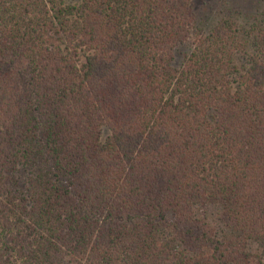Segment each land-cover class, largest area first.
Returning <instances> with one entry per match:
<instances>
[{
  "label": "trees",
  "instance_id": "trees-1",
  "mask_svg": "<svg viewBox=\"0 0 264 264\" xmlns=\"http://www.w3.org/2000/svg\"><path fill=\"white\" fill-rule=\"evenodd\" d=\"M194 19L0 0V264L262 263L264 4L242 70L227 20L178 59Z\"/></svg>",
  "mask_w": 264,
  "mask_h": 264
},
{
  "label": "rangeland",
  "instance_id": "rangeland-1",
  "mask_svg": "<svg viewBox=\"0 0 264 264\" xmlns=\"http://www.w3.org/2000/svg\"><path fill=\"white\" fill-rule=\"evenodd\" d=\"M65 3H76L78 0H64ZM264 0H193L194 9V32L193 36L181 47L178 59L183 53L189 51L195 37L203 38L220 20H227L231 26V33L235 36V46L233 47V62L242 70L246 66V57L250 53L248 31L249 26L257 18L263 9ZM196 35V36H195ZM199 216H204L209 223L214 226L215 233L220 236L227 230L219 221L220 210L216 204H210L198 210ZM248 250L252 254L261 257V264H264V254L256 242L248 243Z\"/></svg>",
  "mask_w": 264,
  "mask_h": 264
}]
</instances>
